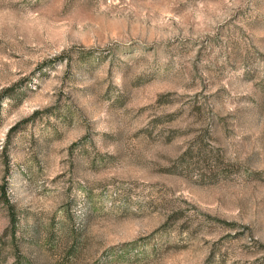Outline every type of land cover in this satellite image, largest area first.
Listing matches in <instances>:
<instances>
[{
    "label": "rangeland",
    "instance_id": "rangeland-1",
    "mask_svg": "<svg viewBox=\"0 0 264 264\" xmlns=\"http://www.w3.org/2000/svg\"><path fill=\"white\" fill-rule=\"evenodd\" d=\"M0 264H264V0H0Z\"/></svg>",
    "mask_w": 264,
    "mask_h": 264
}]
</instances>
